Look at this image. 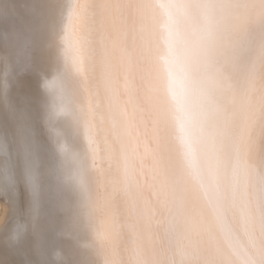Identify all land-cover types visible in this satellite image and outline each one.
Segmentation results:
<instances>
[{"label":"bare ground","instance_id":"bare-ground-1","mask_svg":"<svg viewBox=\"0 0 264 264\" xmlns=\"http://www.w3.org/2000/svg\"><path fill=\"white\" fill-rule=\"evenodd\" d=\"M0 264H264V0H0Z\"/></svg>","mask_w":264,"mask_h":264}]
</instances>
